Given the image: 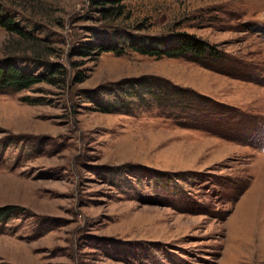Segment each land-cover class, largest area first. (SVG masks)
I'll return each instance as SVG.
<instances>
[{
	"label": "rangeland",
	"instance_id": "rangeland-1",
	"mask_svg": "<svg viewBox=\"0 0 264 264\" xmlns=\"http://www.w3.org/2000/svg\"><path fill=\"white\" fill-rule=\"evenodd\" d=\"M0 3V264H264V0Z\"/></svg>",
	"mask_w": 264,
	"mask_h": 264
},
{
	"label": "trees",
	"instance_id": "trees-1",
	"mask_svg": "<svg viewBox=\"0 0 264 264\" xmlns=\"http://www.w3.org/2000/svg\"><path fill=\"white\" fill-rule=\"evenodd\" d=\"M94 1L97 3V5L102 6L101 7L102 16L107 17V15L110 16L113 14V11L115 9L113 7L115 5L121 4L126 0H94ZM4 13H5L4 6L0 3V27L4 28L10 35L19 36L21 40H26L27 42H29L31 41V39H33L34 41L33 47L38 46V44L35 43L34 38H32L29 33L23 31L20 28V26L8 14H4ZM122 14H123L122 12H119V15ZM176 40H177V44L169 48H166L165 50H162L158 47H142V48L136 46H132V47H134L135 51L138 53L149 56H156V57H161V56L179 57V56H186L189 54L202 56L204 54H207L209 49L208 44L201 41L195 35H190L188 33L177 35ZM111 50H116V49H111ZM116 51L118 53L125 52L124 49L122 48H119ZM47 79L48 78H46L45 76L35 75L29 71L19 68L18 66H15L14 64H6L5 66H0V90L2 91L28 90L34 85L43 83V81ZM130 82H151V81L138 79ZM144 85L147 84L146 83L139 84L136 86L141 87L142 89ZM121 94L123 95V93ZM130 95L132 94L130 93ZM178 104L183 105L182 103L177 101V105ZM102 111L109 113L113 111V109L112 106L108 104L103 108Z\"/></svg>",
	"mask_w": 264,
	"mask_h": 264
}]
</instances>
